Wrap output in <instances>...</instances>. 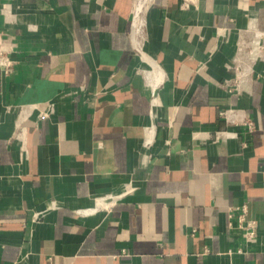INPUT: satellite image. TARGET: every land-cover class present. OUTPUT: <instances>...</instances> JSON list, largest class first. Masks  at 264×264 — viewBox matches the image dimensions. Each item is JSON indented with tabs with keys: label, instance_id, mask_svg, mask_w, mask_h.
Here are the masks:
<instances>
[{
	"label": "crops",
	"instance_id": "0c3cea01",
	"mask_svg": "<svg viewBox=\"0 0 264 264\" xmlns=\"http://www.w3.org/2000/svg\"><path fill=\"white\" fill-rule=\"evenodd\" d=\"M136 6L0 0V264H264V56L225 87L264 0H147L138 33Z\"/></svg>",
	"mask_w": 264,
	"mask_h": 264
},
{
	"label": "built area",
	"instance_id": "2783aa9c",
	"mask_svg": "<svg viewBox=\"0 0 264 264\" xmlns=\"http://www.w3.org/2000/svg\"><path fill=\"white\" fill-rule=\"evenodd\" d=\"M146 0H137V5H141V11H137V6L134 12V20H135V30L137 33L142 29V13H143V3ZM15 44L8 38V36L0 30V72L9 77L13 74L15 70L16 60L14 59ZM264 56V34H257L252 41V45L250 49H246L244 47H240L238 50L237 56L234 58L232 64L228 66V69L233 71V78L226 82L225 87L229 91V93H238L241 91V86L243 82V77L246 76L245 72V64H251L257 59H261ZM248 66V65H247ZM247 69V68H246ZM28 107H36V106H15V105H5L4 111L6 113H14L18 114L19 120L22 121V118L26 119V112ZM237 112L235 110H226L221 113V117L227 121V123H231L234 120ZM43 117L48 116L47 114H43ZM247 128L248 133H253L255 131V124L247 115L243 120V124ZM238 137L235 132H219L217 134V138L227 140V139H236ZM111 199H115V197H111ZM228 226L230 229L236 231L244 241L246 245H254L258 239V222L254 219L248 218V206L247 204H243L238 207L228 208ZM238 254H243L244 251L242 248L238 249ZM231 254V252H230Z\"/></svg>",
	"mask_w": 264,
	"mask_h": 264
},
{
	"label": "bare ground",
	"instance_id": "6f19581e",
	"mask_svg": "<svg viewBox=\"0 0 264 264\" xmlns=\"http://www.w3.org/2000/svg\"><path fill=\"white\" fill-rule=\"evenodd\" d=\"M146 1H147V0H146ZM141 5H142V4H140V5H137V8H138V9H137V11H138V12H140V11H141V10H140V9H141ZM142 19H143V18H142ZM142 22H144V21L142 20ZM134 27H135V26H134Z\"/></svg>",
	"mask_w": 264,
	"mask_h": 264
}]
</instances>
